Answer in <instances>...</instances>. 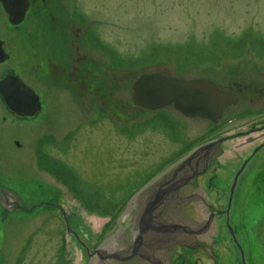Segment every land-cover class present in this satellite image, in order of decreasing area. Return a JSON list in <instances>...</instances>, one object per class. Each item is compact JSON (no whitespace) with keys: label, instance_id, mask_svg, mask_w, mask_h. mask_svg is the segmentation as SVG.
Returning <instances> with one entry per match:
<instances>
[{"label":"rangeland","instance_id":"rangeland-1","mask_svg":"<svg viewBox=\"0 0 264 264\" xmlns=\"http://www.w3.org/2000/svg\"><path fill=\"white\" fill-rule=\"evenodd\" d=\"M79 5L110 44L112 81L98 85H111L112 97L97 99L96 107L83 95L62 98L52 104L54 111L36 115L26 150L14 149L9 159L1 149L0 179L15 185L26 211L0 221V264H97L95 250L130 256L137 232L130 231L137 215L132 208L138 210L143 188L177 160L236 134L224 140L214 166L197 181L195 203L202 199L216 210L207 231L192 234L203 249L195 243L193 251L163 249L154 257L163 264L168 257L170 264H242L228 222L245 263L264 264V181L261 173L256 176L264 147L239 176L226 215L235 175L264 143V132L241 135L254 125L250 119L222 131L172 106L136 116L131 90L139 75L163 73L264 92V0H79ZM178 203L166 213L165 227L194 231L211 219L205 206L189 215Z\"/></svg>","mask_w":264,"mask_h":264},{"label":"flooded vegetation","instance_id":"flooded-vegetation-1","mask_svg":"<svg viewBox=\"0 0 264 264\" xmlns=\"http://www.w3.org/2000/svg\"><path fill=\"white\" fill-rule=\"evenodd\" d=\"M92 24L90 18L82 16L79 0H0V151L3 149L6 157L12 156L14 149L26 150V147L32 144L31 125L36 117L31 115L33 100L32 94L29 96L31 93L29 90L39 97L40 112L42 109L54 111L52 104L62 98L75 100L83 95L91 99L96 107L97 99L108 102L112 97L111 85L108 87L98 85L100 82L106 84L112 81L113 67L107 47L109 43L106 42V34L93 30ZM34 86L41 88V96ZM217 86L223 92H233L237 96V103L222 112L219 123L213 124L206 120L208 123L225 131L250 119L254 125L241 135L264 132V121H256V118L264 117V102H261L264 99V92L253 89L245 91L244 85L241 84L234 90L223 89L218 84ZM40 97L43 98L44 106ZM232 108H238V111L228 113ZM135 109L136 116L148 112L136 107ZM237 135L240 134L235 136ZM235 136H226L224 139H232ZM262 148H255L252 158ZM217 150L197 154L187 165H183L184 160L179 161L150 184L140 196L141 202L136 218L140 217L152 193L170 181L173 175L174 180L178 181L189 176L191 169H195L197 174L207 170L205 173L207 174L215 164ZM258 168L256 176L261 173L264 181V164ZM202 176L197 175L188 183L180 185L177 193L170 195L158 223H165L166 213L174 207V205L171 207L174 200L179 201L177 205L187 209L189 215L191 213L189 211L198 206H205L210 210V216L214 215L213 212L216 210L212 205L202 199L201 203H195L200 189L197 181ZM25 209L15 185L10 183L9 179H0V221L7 220L17 213H24ZM213 219H209L208 225L206 224L208 220L201 223L198 228L209 227ZM233 235L236 239L235 232ZM175 236L165 234L148 237L150 241L145 242L140 252L142 255L136 256L128 264H156L153 260L159 261L154 257L155 251L166 249L172 253L179 248L193 251V244L199 241L187 233ZM196 246L203 249L202 243ZM126 248L130 246L126 245ZM132 250L133 246L130 255ZM121 252L124 253L123 250ZM102 254V251L100 254L96 252L92 258L100 259L103 257ZM107 255L116 257L98 264H124L118 255ZM167 259L170 264L171 257Z\"/></svg>","mask_w":264,"mask_h":264},{"label":"water","instance_id":"water-1","mask_svg":"<svg viewBox=\"0 0 264 264\" xmlns=\"http://www.w3.org/2000/svg\"><path fill=\"white\" fill-rule=\"evenodd\" d=\"M131 90L132 103L134 106L140 109L149 112H154L163 109L167 106H173V108L185 118L208 120L212 123H218L221 119L222 112L226 108L233 106L237 103V96L233 92L221 91L218 88L217 84L211 80L198 79L186 81L183 79L169 77L162 73L139 75L134 81ZM29 91L31 92L29 93V96L32 94L33 100V110L31 112V115L36 116L40 112L41 106L39 97L33 91ZM223 140L224 139H220L217 142L208 144L198 149L197 152H195L191 156H188V158H185L183 165H187L194 158L195 155L201 154L203 151H206L207 153L212 149H215L223 142ZM245 166L246 162H244L241 169L235 175L234 181L230 189L226 215L228 214L230 204L232 202V196L238 177L244 170ZM205 171H202L201 174L205 173ZM197 175L199 174L196 173V170L191 169L190 175L184 177L183 180L175 181L173 175V178H171L170 181H168L165 185H161V187H158L157 191L145 204L140 214L139 221L137 224L139 228V234L138 236H136V239L134 241L131 256L127 257L125 260H131L136 256L142 255V253L140 252L142 251V248H144L145 245L144 237L148 235V232L150 230L154 229V233L158 234H166L174 231V227L170 228L159 225L158 218H160L162 214V210L159 207L160 203H162V201H165L166 198H169L170 195H175L181 187L180 185L188 183ZM45 205L50 206V204ZM34 208L35 207H31L28 212H31L32 210H34ZM58 209L61 210V208ZM212 218L213 216H211V219ZM206 224L208 225L209 222H207ZM226 225L228 231L230 232V235L233 238L234 243L239 249L242 264H245L243 252L240 246L236 243L232 229L228 224ZM179 228L180 231L183 232V229L181 227ZM207 228L208 227H205V231ZM68 232L76 236L74 233H72L70 229H68ZM186 232L188 234L194 233L192 231ZM201 232H196V234H199ZM86 251L89 254L88 249ZM96 252H99V254L101 253V251L98 250L94 253ZM113 257L116 256H103L100 257V259L104 261L106 259H112Z\"/></svg>","mask_w":264,"mask_h":264},{"label":"bare ground","instance_id":"bare-ground-1","mask_svg":"<svg viewBox=\"0 0 264 264\" xmlns=\"http://www.w3.org/2000/svg\"><path fill=\"white\" fill-rule=\"evenodd\" d=\"M41 108V107H40ZM222 145V143L218 146V147H216V149H219L220 148V146ZM204 153L206 152V151H203ZM255 153V151L253 150L252 151V153H251V155L244 161V162H246V166L248 165V163L254 158H252V156H253V154ZM252 158V159H251ZM251 159V160H250ZM246 166H245V168H246ZM245 168H244V170H245ZM243 170V171H244ZM243 173V172H242ZM241 173V174H242ZM155 193V191L152 193V195H151V197L153 196V194ZM168 198H166V200H167ZM166 200L165 201H162V203H160V208H161V210L163 211V207H164V204H165V202H166ZM141 202V201H140ZM140 202H138V203H136L135 205H140ZM137 210H136V206H135V208H132V212L134 213V212H136ZM191 214V213H190ZM159 219V218H158ZM138 221H139V218L133 223V225H132V229L130 230V231H133V230H135V231H137V232H133V235H137L138 236V226H137V224H138ZM183 229V228H182ZM181 229V230H182ZM203 230V231H202ZM186 231H189L188 229H183V232H181L180 231V228L179 227H174V231L173 232H170V233H166V234H168L169 236H173V235H180V236H182V235H184V234H186ZM202 231V232H201ZM204 231H205V228H199L198 230H194V233L193 234H195V235H202V234H204ZM196 232H201V233H199V234H196ZM154 235H155V237L156 236H158V235H160V234H158V233H154V229H152V230H150L149 232H148V235L146 236V237H144L145 239H144V242H146V241H150L149 240V238L148 237H150V236H152V237H154ZM175 236V237H176ZM159 238V237H158ZM148 239V240H147ZM119 258H120V256H118ZM98 262L99 261H97V264H98Z\"/></svg>","mask_w":264,"mask_h":264}]
</instances>
